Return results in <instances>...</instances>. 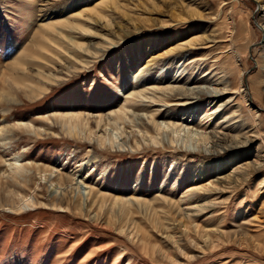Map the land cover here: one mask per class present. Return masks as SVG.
Masks as SVG:
<instances>
[{
	"label": "rangeland",
	"instance_id": "rangeland-1",
	"mask_svg": "<svg viewBox=\"0 0 264 264\" xmlns=\"http://www.w3.org/2000/svg\"><path fill=\"white\" fill-rule=\"evenodd\" d=\"M102 1L0 0V87L9 80L3 74L13 70V58L33 44L37 27L95 7L105 16L79 18L88 32L64 31L90 53L77 55L67 38L61 47L52 44L59 54L49 66L62 79L46 94L29 100L28 90L20 87L14 96L19 102L0 105V118L30 121L41 133L11 134L1 159L19 154L130 203L122 207L107 201L97 208L98 218L94 208L90 217L80 216L53 206L52 188L37 180L36 206L20 213L0 208V264H264V83H257L264 81L263 2L107 0L99 7ZM79 60L87 63L78 65ZM206 70L212 73L202 79L221 80L215 84L220 89L226 82L228 91L203 100L196 113L179 107L172 113L195 125L210 107L232 96L220 114L204 120L207 131H218L217 119L234 109L239 113L233 118L236 128L219 129L217 145L193 142L192 148L188 141L184 146L183 132L170 142V128L163 129L164 144L156 143L126 127L113 147L102 146L97 140L102 130L74 138L60 122L42 119L52 112L88 113L95 128L96 114L118 108L138 86L134 78L142 76L146 86L167 84L179 73L199 78ZM236 88L239 93H230ZM3 108H10L6 116ZM159 109L158 122L166 114V107ZM91 155L95 159L83 167ZM135 230L143 242L128 233ZM96 248L101 250L97 255L81 260Z\"/></svg>",
	"mask_w": 264,
	"mask_h": 264
},
{
	"label": "bare ground",
	"instance_id": "bare-ground-1",
	"mask_svg": "<svg viewBox=\"0 0 264 264\" xmlns=\"http://www.w3.org/2000/svg\"><path fill=\"white\" fill-rule=\"evenodd\" d=\"M261 2H263V4L261 6L262 10L260 11L261 14L259 18L263 20L264 0H261ZM108 3H110V1L104 0L98 5H100L99 7H102L103 5L106 6ZM62 8L64 9L65 7ZM95 9L96 7L93 9H83L79 13L70 17L44 23L41 26L39 25L40 27H37L33 34V38L35 39L32 41L33 44L30 45L32 48H30V46L29 49L28 47L24 48V50L10 62V66L13 70L3 74L5 75V79L9 80L5 81L0 87V105H13L16 102H19L20 99L14 97L17 96V88L24 87L26 91L28 90L26 96L30 100L35 97L37 98L42 94H46L51 86L55 85L62 79L61 75L57 72L58 70L54 71L55 69L50 68L49 66V64L52 63L51 57H57V54H59L56 53L58 50L54 49L52 44L61 47V44L63 43L62 39L67 38L71 45L76 47L74 50L77 55H81L80 51H84L85 53L89 52L83 47V43L72 40L71 36L66 35V32L67 30L88 32L89 27L81 22V20L78 22V20L79 18L81 19L84 17V15H86V19L91 20L92 18L89 17V13H93L96 17H99V19L105 18V16L101 15L100 10L96 11ZM64 31L66 32L64 33ZM110 42L111 41H109V44ZM97 54L98 51L94 53L95 56ZM199 59L201 58L199 57L197 60ZM84 62L87 63V61L79 60L77 64L81 65ZM77 64H74L73 66L76 68L78 67ZM51 66H53V64ZM262 66L263 65H261V67ZM63 73L66 74V72ZM210 73L212 72L206 70L199 78L192 77V73H188L185 75V79H183L185 76L180 78L182 73H179L178 77H171V79L167 81V84H160L161 82L158 81L148 86L143 83L144 80L142 76L136 77L133 82L138 84L139 87L136 86L128 93L126 92L127 95H125V101L118 108L109 110L106 114H96L93 120V122L96 123L95 128L90 125L91 120L88 113L71 111L65 113L52 112L43 116L42 119L53 123L54 120L60 122L61 129L74 138L80 136L89 138L96 135L95 129H98L99 131L102 130L101 136L97 139L98 143L102 146L107 144L113 147L116 142L124 138L126 127L129 128L132 133L137 132L142 135L144 139L148 138L149 141L156 143L162 142V144H164L163 129L170 128V130H172V136L168 137L170 142H176L181 137V132H183V134L186 133V138L184 137L183 141L184 146L185 144H188V141H191L192 148L194 147V143L199 147H205L209 143L217 145L215 144L214 137L217 133L221 132L220 128H236L237 119L233 120V118L238 117L239 113L236 112V109L224 113L223 117L216 120L215 127H220V130L217 128L218 131L214 129L207 131L206 129L208 126L206 124L212 119V114H215L214 117H216L217 114H220V111L225 109L224 107L227 106L226 104L229 105V102L234 100L232 99V96L228 97L225 100V103L221 102L214 108L210 107L204 114L205 116H202L199 120L198 118L195 119V125H190L188 121H184L183 118L180 119L176 114L172 113V107H179L183 108V111L185 112L190 110V112L196 113V111H198L197 108H199L198 106H200V103L203 102V100L206 101L211 99L216 96V94H223V92H226L225 89L228 91L226 82L222 84L223 87L220 89L217 88L215 84H219L222 82L221 80L212 82L213 79L211 80V78L202 79V77ZM222 77L223 75L218 76L217 79ZM1 81L3 82V80ZM257 83L258 85H262L264 81L260 80ZM236 89L230 93H239L238 90L240 89ZM254 92H256L255 89ZM131 102L137 104L134 107L129 106ZM162 107H166V114L163 115L162 120L158 122L155 118H158V116L161 115L159 108ZM9 110L10 108L1 109L2 116H6V112ZM205 119L208 121L204 122ZM193 120L194 119H192V121ZM0 123V166H2L0 169V208L20 213L28 208L36 206L38 202L37 191L40 186V183L38 182L39 180H44L48 183V187L46 186L47 190H49V187L52 188L49 193L51 196L49 201L53 206L72 211L75 214H80V216L86 215L87 217H90V212L93 211V208L94 210H97V208L99 210L107 203V201H109L112 206L120 205L122 207L126 203H130L128 199L95 190L93 186L87 185L88 183L86 184L83 178L78 180V176L75 174L63 175V173L58 172V170H53L51 167L37 164L35 162L32 163L31 161H25L19 154L15 155L14 153H11L9 158L1 159V153L6 152V140L11 134V137H13L15 135L14 133L17 131L24 130L27 132L32 131L33 134L37 136L41 133L40 128L35 127L30 121L23 122L18 120L17 122H10L6 121L3 117L0 118ZM135 142L137 144V141ZM162 147L165 146L163 145ZM186 148L187 150L194 152L193 149L189 148V145L186 146ZM94 159L95 157L91 155L89 160L84 163V166H82L85 167L87 163ZM36 175L39 176L37 177ZM208 185H211V183L208 182ZM202 188L203 187H194L192 190L199 191ZM157 199L158 198H154L153 200L156 201ZM164 200L166 201V199ZM136 201L146 207L148 205L150 206V204L144 199H136ZM99 202L100 205L97 204ZM202 208V206H198L197 209L201 210ZM98 210L94 213L95 218H98ZM128 233H131L130 235L132 238H139V240L141 239V242H143V237H139L138 230L130 231ZM100 251V249L96 248L92 253L85 254L81 260L87 259L90 254L97 255ZM116 256L115 261H118L120 255Z\"/></svg>",
	"mask_w": 264,
	"mask_h": 264
}]
</instances>
